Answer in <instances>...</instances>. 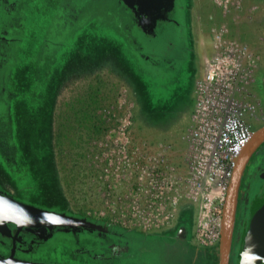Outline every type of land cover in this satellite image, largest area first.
<instances>
[{
    "label": "rangeland",
    "instance_id": "obj_1",
    "mask_svg": "<svg viewBox=\"0 0 264 264\" xmlns=\"http://www.w3.org/2000/svg\"><path fill=\"white\" fill-rule=\"evenodd\" d=\"M197 1L204 2V5H201L204 8V10L202 9L203 12L199 10L201 8ZM241 2L243 8L240 11L227 15L213 0H195V10L196 12L200 11L201 16L209 23V27L220 22H226L230 34L247 42L254 49L261 65V60L264 59V35L261 33L260 20L264 18V11L262 10L264 0H241ZM136 3L140 5L141 12L151 13L152 17L144 23L146 31L140 29L132 21L130 12L136 13L134 8ZM142 3L143 0H122V4H118L117 0H30L25 8L23 20H20L22 23L19 26L21 32H12L9 35L14 38L13 48L7 57V61L3 63V67L1 66L0 105L7 101V91L17 94L12 101L13 126H11V131L13 134L12 141L20 147L22 153H25L27 149H34L31 147L32 145L42 143L49 113L48 103L52 101V94H59L58 87L54 88L55 91L52 94L50 90L53 80L58 79L59 70H54L53 66L51 69L45 66L46 56L43 49L49 40L57 41L59 38L71 36L73 27L71 30L63 31L60 35L63 29L62 19L67 20L72 8L79 10V17L76 20L78 38L76 37L75 44L81 50L91 53L94 47L97 49L96 51L103 52L102 49L107 47L106 42L110 41L111 52L114 56L110 55V58L107 61L105 59L104 62L102 58L98 59V87L93 88V90L83 88L84 96L88 98L80 103L81 108L78 109L75 104L71 103L64 104L60 99L56 104L55 121L59 125L61 123L59 134H62V139L60 141L58 139L55 159L60 162L68 161L70 162L69 166L72 165V168L62 167L63 179L65 176V192L71 201L73 199L69 194V182L78 175L79 167L83 166L77 164V161L81 159L78 157L82 153L76 149L80 143L78 139L82 137L83 133H88L91 127L101 129L108 125L107 111H112L117 107V97L122 90L118 80L121 74L116 77L117 73L109 70L107 64H111V69L116 67V71H120L118 68L126 70V56L133 55L132 51L135 53L139 46H144L142 51L147 55V60L141 58L140 62L142 61V63L139 64L141 67H138L139 73L132 72L133 74L129 75V82L131 83L127 82V79L124 83L128 86L133 84L134 88L139 90L140 95L147 89V84L150 81L154 90L150 91V95L149 92L148 95L143 94L142 98L146 96L147 99H150L151 104H159L168 108L167 110L171 109V114L180 119L170 132L172 136L165 133L164 138L174 139L177 149H182L186 145L181 136H174L172 133L177 134L180 131L185 133L186 131L185 128L194 104V83L201 73L202 56L206 48L203 46V51L201 50L199 56L196 55L195 57L193 31H186L191 20L182 19L185 17L181 15L179 11L181 9L175 10L173 16H170L174 20L171 25H168V30L159 32L157 27V33H154L153 23L160 18H168L167 14L171 12V8L164 11L161 9L158 0H154L144 10ZM123 4L127 5L129 9ZM250 6L255 8L251 10ZM136 10L140 11L137 7ZM207 15L212 17L208 19ZM136 21L138 22L139 18L136 17ZM141 25L143 26V23ZM59 27L61 29L58 31ZM208 51L209 45L206 53ZM62 57L61 54V63L64 59ZM260 65L254 74L253 83L261 86L264 90V80H258ZM75 73V68L72 67L67 78L71 80ZM74 84L72 83L70 84L71 87H67V95H70L71 91L73 93ZM166 87L168 92L161 91ZM92 91L93 94H91ZM7 104L6 102L4 106ZM112 104H115L116 107H112ZM65 111L68 112L67 116H61L60 114ZM96 113L97 117L94 115ZM35 154L40 156L42 152H35ZM21 158L18 156V159ZM1 168L0 166V172L2 171ZM69 169H73V171H67ZM0 175L2 176L0 177L1 183H10L13 186L15 182L20 183L19 180L15 181L4 173H0ZM38 183L41 184L42 181H38ZM240 210L239 208L238 212ZM176 219L177 217L174 221ZM93 220L110 223L107 220ZM194 220L195 215L191 222L188 218L186 221L184 219L188 227L192 229V234ZM185 223L182 222L181 225L175 226L183 227ZM133 231L138 232L128 234L132 240L133 249H137L140 245L144 246L147 250L142 249L140 253H143V256H151L150 260L153 264H179L178 261L182 258L183 251L175 236L162 238L157 232L150 235L137 229Z\"/></svg>",
    "mask_w": 264,
    "mask_h": 264
},
{
    "label": "built area",
    "instance_id": "obj_2",
    "mask_svg": "<svg viewBox=\"0 0 264 264\" xmlns=\"http://www.w3.org/2000/svg\"><path fill=\"white\" fill-rule=\"evenodd\" d=\"M213 1L226 15L243 8L241 0ZM201 43L206 49L185 147L136 140L132 105L122 91L117 107L107 111L108 125L79 151L77 164L83 166L69 180L74 208L84 217L152 231L170 225L184 200L195 208L194 243L219 244L227 187L252 135L243 118L244 96L259 59L247 42L230 35L226 22L212 25L209 40L202 36Z\"/></svg>",
    "mask_w": 264,
    "mask_h": 264
},
{
    "label": "flooded vegetation",
    "instance_id": "obj_3",
    "mask_svg": "<svg viewBox=\"0 0 264 264\" xmlns=\"http://www.w3.org/2000/svg\"><path fill=\"white\" fill-rule=\"evenodd\" d=\"M29 1L0 0V71L13 48L12 42L14 38L9 35L12 32H21L19 26L22 25L23 14ZM117 2L122 4V0H117ZM147 2L149 3L148 0H143L142 4L144 5L142 6L144 10L149 7ZM158 2L162 10L166 11L171 8V12L167 14L168 18H160L153 23V32H156L157 27L159 32L168 30V25H171L174 20L170 16H173L175 10L181 9L179 11L185 17H182V19L191 20V23L187 25L186 31H193L195 45L198 28L201 27L203 29L209 26V23L200 14V11L203 12L204 10L201 6L204 5V2L197 1L201 8L198 12L195 10V0H158ZM78 12V9L72 8L67 20L61 18L63 29L60 35L63 31L71 30L73 27V32L71 33V36H73L59 38L57 41L49 40L43 49L46 56L45 66L49 69L53 66L54 70L58 69L60 74L57 72L58 79L53 80L52 89L50 88L52 94L55 91L54 88L58 87L59 94H56L57 96L52 94V101L48 103L49 113L44 135L42 136V143L34 144L31 146L34 149H27L25 153H22L20 147L13 143L11 131V126H13L12 101L17 94L7 91L6 102L8 104L4 106L6 103L4 102L3 105H0V166L2 167L0 173H4L13 180H19L20 182L19 184L15 182L13 186L10 183H1L0 181V192L49 212L82 218L84 216L75 210L73 202L67 198L68 196L65 192V176L63 179L62 167L72 168V165L69 166L70 162L68 161L60 162L55 159V143H58V139L59 141L62 139V134H59L61 123L59 125L55 121L57 101L60 99L64 104H75L76 108L79 109L81 108L79 106L80 103L88 98L84 96L83 88L93 90V88L98 87L97 83L99 81V66L96 63L97 49L93 47L92 52L88 53L77 48L75 44V39L76 37L78 38V32H76V29H78V24L76 23L79 17ZM135 12L137 15L130 12L132 21H136V17L142 21L152 17L151 13L137 11L136 7ZM207 17L209 19L212 16L207 15ZM60 29L61 27L58 28V31ZM106 43L107 47L102 50L108 54L110 44L108 41ZM142 47L144 48V46H139L135 53L132 51L133 55H127L128 64L124 76L127 82H129V75L133 74L132 72L139 73L138 67H141L139 65L142 63V61L140 62L141 58L147 60V55L143 53ZM61 54L62 58H64L63 63H61ZM108 58V55H106L105 59ZM105 59H103V62ZM72 67L75 68L76 73L70 80L67 75ZM49 69L48 72H50ZM7 79L8 75L6 81ZM68 83H75L73 93L71 91L70 95H67L68 91L66 90L67 87H71ZM124 93L129 99L133 111L136 105L135 98H138L139 90H136L133 84L130 86L126 85ZM91 94H93V91ZM244 100L246 105L243 111V118L249 124L253 133L264 124L263 88L252 82L247 94L244 96ZM67 114L68 112L65 111L60 115L66 117ZM94 115L95 117L98 116L97 113ZM101 129L91 127L88 133H83L82 137L78 139L80 143L76 147L77 151L82 150L85 146L87 147L91 141L99 137ZM35 152H42V155L38 156ZM18 156L22 158L18 159ZM67 171H73V169ZM0 177L2 176L0 175ZM38 181H42V183L39 184ZM24 182L27 183L25 184ZM39 188L41 190L37 191ZM261 198H264V141L248 159L241 176L228 264L238 263L239 251L243 247L245 232L250 220L251 204ZM239 208L241 209L240 212H238ZM85 218L95 223L97 227L67 225L52 227L25 226L16 230L13 225H10L11 230L8 236L0 234V260L7 262L6 264H153L150 260L151 256H143V253H140L142 249L147 250L144 246L140 245L137 249H133L132 240L128 237V234L138 233L137 231L106 222L95 221L88 217ZM175 225V221H173L164 228L143 233L153 235V233L157 232L162 238L175 236L183 251L182 258L178 261L179 264H218L219 244L210 247L199 246L194 243L192 229L188 227L187 223L183 227Z\"/></svg>",
    "mask_w": 264,
    "mask_h": 264
},
{
    "label": "water",
    "instance_id": "obj_4",
    "mask_svg": "<svg viewBox=\"0 0 264 264\" xmlns=\"http://www.w3.org/2000/svg\"><path fill=\"white\" fill-rule=\"evenodd\" d=\"M148 1L149 3H147L150 5L154 0ZM136 7L141 11L140 5L137 3ZM263 141L264 125L252 133L249 142L236 159L224 202L218 264H228L241 176L248 159ZM24 218L29 219L31 222L27 224L17 223V221ZM0 221H2L0 222V234L3 236L10 234V225H13L16 230L25 226L52 227L56 225H67L97 227L95 223L87 220L85 217L75 218L62 213L49 212L39 207L23 203L1 192ZM56 221L60 222L57 223ZM252 256L259 258L252 260L250 259ZM6 263L0 260V264ZM237 264H264V198L257 199L251 204L250 220L245 232L243 247L239 251Z\"/></svg>",
    "mask_w": 264,
    "mask_h": 264
},
{
    "label": "trees",
    "instance_id": "obj_5",
    "mask_svg": "<svg viewBox=\"0 0 264 264\" xmlns=\"http://www.w3.org/2000/svg\"><path fill=\"white\" fill-rule=\"evenodd\" d=\"M262 10L264 11V6H262ZM260 23L262 28L261 33L264 35V18L260 20ZM230 35L233 36L232 34ZM99 58L105 59L106 55L101 51L99 52L98 55V59ZM260 66L261 67L259 69L258 80L262 81L264 80V59L261 60ZM152 90H154V86L149 82L147 84V89L144 90L142 94L138 96V98H135L136 105L133 110L132 123H131L132 134L136 140L147 141L150 145H154L160 141L166 143L172 141L174 143L171 144L175 145L176 147L177 144L175 141L170 139L168 140L166 139V137L164 138L163 135L167 133L170 136H172L170 132L172 131V128L179 122L180 119H178V117L176 118L173 114H171L170 112L171 109L167 110L168 108L162 107L159 104H153V103L151 104L150 99L149 98L147 99L146 96L145 98H142V95L143 94L148 95V92L150 95V91ZM188 121L190 122V118ZM189 122L186 125V128L189 125ZM180 133L181 131L178 134L175 133L172 134H174V136L184 135V133L181 134ZM55 145H57V143H55ZM194 212H195V208L191 203L184 200L180 201V206L178 209V214L175 224L181 225L182 222L185 223L186 218L189 219V222L193 221Z\"/></svg>",
    "mask_w": 264,
    "mask_h": 264
},
{
    "label": "crops",
    "instance_id": "obj_6",
    "mask_svg": "<svg viewBox=\"0 0 264 264\" xmlns=\"http://www.w3.org/2000/svg\"><path fill=\"white\" fill-rule=\"evenodd\" d=\"M126 7H128L127 5H126ZM129 8V7H128ZM134 8H135V6H134ZM134 23L136 24V25H138L139 26V28L140 29H143L144 31H145V26H144V23H145V21H142V20H140L139 19V21L137 22V21H134ZM141 23H143V26L141 25ZM209 26L208 27H206V28H201V27H199L198 28V30H197V35H196V41H195V47H194V49H195V51H194V53H195V57H196V55H198L199 56V53L200 52H202L203 51V49H202V43H201V38H202V36H208L209 35ZM203 30V31H202ZM108 42H110V41H108ZM110 44V43H109ZM111 46H109V52H108V54H106L104 51H103V53L105 54V55H108L109 57H110V55H112V56H114L113 54H112V52H111V48H110ZM202 50V51H201ZM98 53V55H99V51L97 52ZM115 58H116V56H115ZM126 58H127V56H126ZM97 60H96V63H97V66H99V62H98V56H97V58H96ZM109 59V58H108ZM114 59V58H113ZM107 60V59H106ZM115 60V59H114ZM126 60V59H125ZM111 61H113V60H111ZM127 64H128V62H127V60H126V65L125 66H127ZM108 65V67H109V70H111L112 72H114L115 71V73H117L116 74V77H117V75L119 76L120 74V78L118 79L119 81H120V89H122L121 91H120V93L122 92V91H124V89L126 88V84L124 83L125 82V78H124V76H125V69L123 70V69H120V68H118V70H120V71H116L117 69H116V67H114V68H112L111 69V64L109 63V64H107ZM107 67V68H108ZM126 69H127V67H126ZM121 72V73H120ZM120 73V74H119ZM198 77V76H197ZM161 91H165V92H168V88L166 87V89H164V90H161ZM93 113V112H92ZM190 114H191V112H190ZM179 133V132H178ZM177 133V134H178ZM185 134V133H184ZM179 136V135H178ZM184 136V135H183ZM183 136H181V139L182 140H184L183 139ZM171 140H173V141H175L174 139H171ZM160 142H163V141H160ZM168 143H174V142H168Z\"/></svg>",
    "mask_w": 264,
    "mask_h": 264
},
{
    "label": "clouds",
    "instance_id": "obj_7",
    "mask_svg": "<svg viewBox=\"0 0 264 264\" xmlns=\"http://www.w3.org/2000/svg\"><path fill=\"white\" fill-rule=\"evenodd\" d=\"M49 219H51V218H49ZM0 222H2V221H0ZM30 222L31 221L29 219H27V218H24V219H21V220L17 221V223H19V224H27V223H30ZM56 222L59 223L60 221H56ZM257 258H259V257H256V256L250 257V259H252V260L257 259Z\"/></svg>",
    "mask_w": 264,
    "mask_h": 264
}]
</instances>
